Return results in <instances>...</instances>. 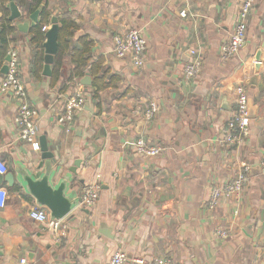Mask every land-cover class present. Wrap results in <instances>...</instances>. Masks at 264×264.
Instances as JSON below:
<instances>
[{
  "label": "crops",
  "instance_id": "crops-1",
  "mask_svg": "<svg viewBox=\"0 0 264 264\" xmlns=\"http://www.w3.org/2000/svg\"><path fill=\"white\" fill-rule=\"evenodd\" d=\"M242 2L50 0L52 16L70 18L79 26L72 47L79 49V39L89 38L91 64L102 62L108 79H118L96 98L90 74L92 86L82 84L86 76L74 78L76 66L68 53L59 51L52 76L46 77L43 47L40 78L34 77L33 28L21 32L12 23L8 53L19 56L27 102L39 113V137L34 145L19 139L20 101L1 88L4 60L0 158L16 176L19 163L38 174L40 140L46 137L60 163L58 175L80 163L69 194L76 193L81 201L97 181L102 191L96 207L77 206L64 218L68 235L60 242L47 225L30 218L36 202L17 182L12 188L0 187L8 191L6 207L0 209L1 264H108L118 251L126 253L127 264L164 256L174 264H264V0L257 1L250 15L240 54L229 61L221 58ZM17 6L24 17L33 14ZM50 28L51 23L46 32ZM130 29L140 30L148 43L140 69L114 55L113 38ZM191 50L202 56L203 71L186 80L183 70ZM239 85L248 94L251 121L248 137L232 147L224 133L237 109ZM78 90L87 102L68 131L58 119L66 99ZM152 103L158 107L153 119L134 116L137 108ZM140 137L160 146L162 155L140 158L135 151ZM244 164L251 171L243 191L210 209L212 190L231 183ZM220 227L230 231L228 240L217 237Z\"/></svg>",
  "mask_w": 264,
  "mask_h": 264
},
{
  "label": "built area",
  "instance_id": "built-area-1",
  "mask_svg": "<svg viewBox=\"0 0 264 264\" xmlns=\"http://www.w3.org/2000/svg\"><path fill=\"white\" fill-rule=\"evenodd\" d=\"M258 0H243L236 18V25L231 39L222 47L221 58L223 61H229L240 54L247 39V28L250 15ZM182 17L186 14L182 13ZM114 55L119 61L131 64L134 68L140 69L145 63V54L147 52V39L138 29H130L124 34L116 35L113 38ZM10 61L7 62L8 73L6 74L1 88L4 92H11L16 100L20 101L16 123L19 128V139L27 144L34 145L38 142V111L31 107L27 102V90L20 77L19 56L17 52L10 51L8 53ZM203 71L202 56L196 50H191L190 61L185 65L183 70L184 79L193 80L198 78ZM237 91V109L228 121L226 131L224 133L225 141L229 146H237L242 144L249 135L250 129V101L246 89L243 85H239ZM87 102L86 94L80 90L76 91L72 96L66 99L63 112L59 117V123L63 124L69 131L75 122L78 112L82 111ZM158 112L155 103L150 104L146 108H137L133 111L134 116L144 120H151ZM136 154L142 159H155L162 155L163 149L160 146L152 145L145 138L140 137L135 142ZM264 165V164H263ZM251 167L248 164L243 165V169L237 177L226 185L215 187L210 194V209L218 206L220 201L225 199H234L240 194L249 180ZM9 173L7 163L0 158V176ZM99 178V177H98ZM102 191V184L97 181L91 184L84 192L79 207L92 209L99 202ZM8 191L0 188V209L6 207ZM29 216L32 220L41 225H47L49 230L56 236L58 241L67 238L68 225L65 219L52 221L49 213L38 207L30 210ZM219 237L226 238V233L218 232ZM26 261L23 260V263ZM129 258L122 251L116 252L108 264H127ZM134 264H174L173 259L169 256L156 257L147 262L143 258L135 259ZM1 264V262H0Z\"/></svg>",
  "mask_w": 264,
  "mask_h": 264
},
{
  "label": "water",
  "instance_id": "water-1",
  "mask_svg": "<svg viewBox=\"0 0 264 264\" xmlns=\"http://www.w3.org/2000/svg\"><path fill=\"white\" fill-rule=\"evenodd\" d=\"M9 9L11 12L9 21L11 23L16 22L19 31L26 32L30 27L34 28L38 25L41 10L36 11L28 17H24L15 0H10ZM50 23L51 28L46 32V41L43 45L45 51L43 74L46 77L52 76V66L60 51L58 43L60 25L58 24V19L53 17ZM9 61L10 57L7 56L6 62ZM257 62H260L259 57H257ZM1 72L6 75L8 73V65H5ZM82 84L92 86L91 77L86 76L82 80ZM40 142L42 166H40L38 174L29 170L23 163H19L17 176L15 173L0 176V187L7 185L12 188L17 182L23 191L35 200L38 208L46 209L49 212L52 221L63 220L71 215L74 209L81 203L79 197H75L76 193H68L72 183V175L77 174L80 163H76L75 167L69 170V173L62 174L61 176L58 175L60 163L56 159L55 154L50 151L47 138L42 137ZM107 236L110 237V235ZM110 238L113 239L112 236Z\"/></svg>",
  "mask_w": 264,
  "mask_h": 264
},
{
  "label": "trees",
  "instance_id": "trees-1",
  "mask_svg": "<svg viewBox=\"0 0 264 264\" xmlns=\"http://www.w3.org/2000/svg\"><path fill=\"white\" fill-rule=\"evenodd\" d=\"M15 1L17 5L26 7L33 13L41 10L39 23L31 30L30 33L32 36V44L36 46L32 71L34 77L39 79L43 64V44L46 41V27L50 25L51 19L54 17L52 16V13L48 11L47 4L50 0ZM9 4L10 0H0V14L2 15L0 24V63H3L8 56L10 44L12 43V39H10V37L14 32L12 23L9 21L11 14ZM56 18L58 19V24L60 25L58 39L59 49L62 54L68 53L71 55L72 62L76 66L73 73L74 78L82 79L87 74H90L94 81V98L97 97L98 92H102L114 87L115 82L118 79H114V81L108 79L109 71L108 69L102 67V62L97 61L91 64V59L89 56L93 48V43L89 40V38L83 37L79 39V49L72 47V40L75 38L76 33L78 32L79 26L70 18ZM58 78V73H56L54 75V79L57 80Z\"/></svg>",
  "mask_w": 264,
  "mask_h": 264
},
{
  "label": "rangeland",
  "instance_id": "rangeland-1",
  "mask_svg": "<svg viewBox=\"0 0 264 264\" xmlns=\"http://www.w3.org/2000/svg\"><path fill=\"white\" fill-rule=\"evenodd\" d=\"M219 231L225 232L226 233V238L219 237V235H218ZM216 234H217V237H219V239H222V240H228L230 238V231L227 228H225V227L218 228L217 231H216Z\"/></svg>",
  "mask_w": 264,
  "mask_h": 264
}]
</instances>
